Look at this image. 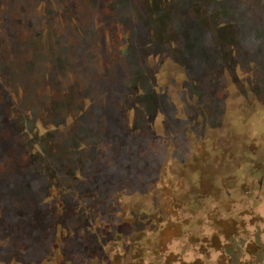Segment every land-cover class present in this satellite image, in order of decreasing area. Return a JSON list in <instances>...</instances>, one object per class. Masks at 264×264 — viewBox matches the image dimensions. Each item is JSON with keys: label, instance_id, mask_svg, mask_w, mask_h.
Wrapping results in <instances>:
<instances>
[{"label": "rangeland", "instance_id": "374dc122", "mask_svg": "<svg viewBox=\"0 0 264 264\" xmlns=\"http://www.w3.org/2000/svg\"><path fill=\"white\" fill-rule=\"evenodd\" d=\"M0 264H264V0H0Z\"/></svg>", "mask_w": 264, "mask_h": 264}]
</instances>
